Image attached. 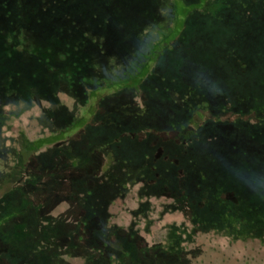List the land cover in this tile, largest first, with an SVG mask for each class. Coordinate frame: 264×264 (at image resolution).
Listing matches in <instances>:
<instances>
[{
    "label": "rangeland",
    "instance_id": "374dc122",
    "mask_svg": "<svg viewBox=\"0 0 264 264\" xmlns=\"http://www.w3.org/2000/svg\"><path fill=\"white\" fill-rule=\"evenodd\" d=\"M239 238L264 248V0H0V251L250 264Z\"/></svg>",
    "mask_w": 264,
    "mask_h": 264
},
{
    "label": "trees",
    "instance_id": "16d2710c",
    "mask_svg": "<svg viewBox=\"0 0 264 264\" xmlns=\"http://www.w3.org/2000/svg\"><path fill=\"white\" fill-rule=\"evenodd\" d=\"M166 95H167V93H166ZM162 97V96H161ZM184 129L185 128H187L186 126H182ZM184 138H186V137H183L181 140H175L174 141V143L176 144H178V147H179V149L181 150V149H184V150H187V148L188 147H190L191 145H192V142H191V140L188 142V141H186V140H184L183 141V139ZM191 142V143H190ZM194 142V141H193ZM193 146V145H192ZM156 153H157V156H158V158L160 157V156H164V155H166L165 154V149L163 148V147H161V146H159L158 147V149H157V151H156ZM180 170L181 169H179V171L177 172V178H178V174H180L181 172H180ZM183 170V169H182ZM72 180V179H71ZM178 187H179V185H178ZM63 191H65L66 192V188L64 187V190ZM67 194V193H66ZM169 194H171V193H169ZM173 194V193H172ZM183 193H181V195H182ZM174 202H176L175 201V198L174 199H168L164 204H162V205H159L158 207H161V210H158L159 212H162V213H166V214H170V213H176V212H178L179 210H177L176 211V209L177 208H175V210L174 209H172L171 207H176V205L174 204ZM187 206L189 207L190 205L189 204H187ZM158 209V208H157ZM171 209V210H170ZM181 211H184V210H181ZM184 220L186 221V222H191V220H190V216H188V217H185L184 218ZM187 228V227H186ZM191 230H192V228L191 229H189L188 228V231L189 232H191ZM229 239H231V238H229ZM243 241V243H245L246 241H248V240H250L251 241V239H245V242H244V239H241V238H239V239H236V240H232V241ZM256 241H257V243H256ZM254 243H252V242H247V243H245V245H246V247L245 248H249L250 247V245L252 246V247H254V246H256V244H257V247H260L261 249H264L263 248V245L260 243V241L259 240H256ZM259 242V243H258ZM10 245V249H8L9 250V253L7 252V251H0V264H18V260H17V262H16V258H17V254H16V250H14V248L13 247H11L12 246V243H10L9 244ZM259 245H261V246H259ZM248 249H246V251H247ZM264 251H262V250H257V251H255V253H253V255H252V253H251V255L252 256H250L252 259H248V256H242V258L239 260V262H241L243 259H247V263H249L250 262V264H254V261H257V260H259L260 261V259L262 258H264V253H263ZM247 257V258H246ZM22 264H28V260H23V262H22ZM261 264H264V262L263 263H261Z\"/></svg>",
    "mask_w": 264,
    "mask_h": 264
},
{
    "label": "flooded vegetation",
    "instance_id": "af4514ba",
    "mask_svg": "<svg viewBox=\"0 0 264 264\" xmlns=\"http://www.w3.org/2000/svg\"><path fill=\"white\" fill-rule=\"evenodd\" d=\"M154 49V48H153ZM164 47L163 46H160V47H158L157 48V50H156V53H157V56H155L156 58H158V60H162L163 59V53H164ZM166 51V50H165ZM163 52V53H162ZM162 53V54H161ZM156 62V61H155ZM160 63H161V61H160ZM162 73H164V71H162ZM162 73H158V74H155V75H157V79H158V81L160 82V79H163V77H164V74H163V77H160L161 76V74ZM160 78V79H159ZM145 78H143V79H141L140 80V83L141 82H143V80H144ZM127 84V83H126ZM64 87H68L67 85H65ZM136 88H138V86H136ZM156 90H158L159 88L158 87H154ZM158 88V89H157ZM124 91H126L127 89H128V86H125L124 88ZM161 90H164L163 88H161ZM140 92V88L138 89V91L135 93V95H137L138 93ZM160 96V97H159ZM159 96H158V101H157V103H159L160 101H162L163 100V97L164 96H162L161 94H159ZM161 96H162V98H161ZM199 100L201 101V102H197L196 103V106H193L192 104H190V108H189V110L187 111L188 112V117L186 118V120H185V123L184 124H182V126H186L188 129H190L191 127H193L194 125H197V126H199V127H203V128H201L200 130L201 131H205V132H208V130H209V125L210 124H208V117H210V112H209V109H208V105H207V102L205 101V97L204 96H199ZM97 101V100H96ZM133 101H134V98H133ZM134 103H135V101H134ZM146 103V101L144 102V104ZM97 104V103H96ZM135 104H137L138 105V103H135ZM92 106L94 105V104H91ZM140 105V104H139ZM198 105H202L201 107H198ZM95 109V108H94ZM155 115H157V112H155ZM75 124H77V123H75ZM83 129V128H82ZM20 135H23V133L22 132H20ZM198 137V136H197ZM200 139V138H199ZM198 139V140H199ZM184 140H186L185 138L183 139V141ZM195 141H198L197 140V138H195L194 139ZM194 140H191V141H194ZM186 141H188L189 142V140H188V138H187V140ZM198 148H196L195 146L194 147H192V146H190V147H188L187 148V150H184V149H179V150H177V154L178 155H187V154H189L190 156H191V154H195L196 153V150H197Z\"/></svg>",
    "mask_w": 264,
    "mask_h": 264
}]
</instances>
